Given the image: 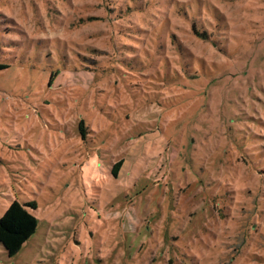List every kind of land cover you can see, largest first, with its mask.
<instances>
[{
    "label": "rangeland",
    "instance_id": "1",
    "mask_svg": "<svg viewBox=\"0 0 264 264\" xmlns=\"http://www.w3.org/2000/svg\"><path fill=\"white\" fill-rule=\"evenodd\" d=\"M0 63V264H264V0H0Z\"/></svg>",
    "mask_w": 264,
    "mask_h": 264
},
{
    "label": "trees",
    "instance_id": "2",
    "mask_svg": "<svg viewBox=\"0 0 264 264\" xmlns=\"http://www.w3.org/2000/svg\"><path fill=\"white\" fill-rule=\"evenodd\" d=\"M8 67L0 63V71ZM82 130V125H80ZM120 162L113 166L114 174ZM35 202L19 203L13 200L9 203L5 213L0 216V244L9 257L14 256L20 247L36 230V218L28 208L35 209Z\"/></svg>",
    "mask_w": 264,
    "mask_h": 264
}]
</instances>
